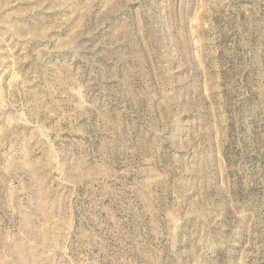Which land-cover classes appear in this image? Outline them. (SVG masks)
Segmentation results:
<instances>
[{
  "label": "rangeland",
  "instance_id": "rangeland-1",
  "mask_svg": "<svg viewBox=\"0 0 264 264\" xmlns=\"http://www.w3.org/2000/svg\"><path fill=\"white\" fill-rule=\"evenodd\" d=\"M0 264H264V0H0Z\"/></svg>",
  "mask_w": 264,
  "mask_h": 264
}]
</instances>
